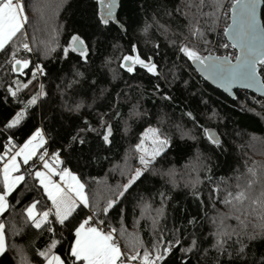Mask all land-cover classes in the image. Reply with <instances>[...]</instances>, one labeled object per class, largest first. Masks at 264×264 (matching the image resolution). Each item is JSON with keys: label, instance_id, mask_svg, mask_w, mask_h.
I'll return each mask as SVG.
<instances>
[{"label": "trees", "instance_id": "obj_1", "mask_svg": "<svg viewBox=\"0 0 264 264\" xmlns=\"http://www.w3.org/2000/svg\"><path fill=\"white\" fill-rule=\"evenodd\" d=\"M230 1L219 3L225 7ZM187 2L119 0L114 18L102 25L96 0H21L28 17L24 35L18 34L6 45L7 51L0 52V151L9 138L23 144L41 127L47 139L45 149L59 153L64 166L86 185L90 200L103 206L108 199L115 198L117 186L126 183L138 167L135 145L145 131L159 129L170 139L169 147L110 210L105 227L117 229L125 252L129 249L119 237L121 225L128 233L138 235L149 250L160 235L166 241L179 238L181 244L173 248L164 264H215L214 233L220 219L227 217L224 226L228 230L240 229L237 216L245 219L241 211L224 203L228 192L235 195L247 189L248 182L254 179L248 169L253 167L257 176L249 194L259 196L264 186V99L247 91H236V99H231L200 80L179 48L185 44L203 55L205 47H212L229 24V13L226 9L223 12V7L216 10L219 20L213 31L206 32L211 43L205 46L189 34L184 15ZM212 2L206 0L202 11H213ZM261 17L264 25V7ZM207 19L200 17L201 28ZM72 35L85 41L87 61L71 51L64 57L63 49ZM22 42L29 43L32 51L26 53L21 49L17 53L18 58L30 61L29 68L18 74L5 61ZM46 44H51L55 51L45 54ZM137 55L146 62L150 57L159 75L154 76L139 65L134 66L132 73L120 66L124 56ZM36 64L44 67L46 74L23 89L19 98L26 102L39 91L41 83L47 95L28 110L18 128L6 130L5 123L24 107L7 94V88L16 87L12 81L31 80V70ZM166 96L171 99H165ZM101 118L105 127L110 125L112 129L108 144L102 139L105 128L101 126ZM88 126L95 131H81ZM205 129L217 131L219 145L207 138ZM77 133L84 138V144L72 141ZM30 166L23 172L32 170ZM195 175L199 180L192 183ZM42 193L34 177L26 175V184L22 183L9 197L10 207L0 216V223L6 225L8 248L0 256V264H21L18 250L29 264H43L37 251L45 248L50 234L25 224L22 214L34 199L40 200L38 210L50 205ZM161 193L164 217L154 234L149 209L143 205L147 202L152 208H160ZM17 199L21 203H16ZM251 207V201L246 200L243 208ZM88 214L84 209L80 217L86 218ZM247 222L248 231L258 223L254 216H248ZM71 239L65 229L57 254L65 255ZM193 239L197 241V249L185 256L180 249L187 248ZM235 239L233 236L230 242L233 247ZM245 243L248 255L243 260L234 259L232 264H262L264 239ZM219 264H229L227 253L220 256Z\"/></svg>", "mask_w": 264, "mask_h": 264}, {"label": "snow or ice", "instance_id": "obj_2", "mask_svg": "<svg viewBox=\"0 0 264 264\" xmlns=\"http://www.w3.org/2000/svg\"><path fill=\"white\" fill-rule=\"evenodd\" d=\"M96 3L100 6L99 23L107 25L114 18V9L117 7L116 0H96ZM205 5L206 0H188L184 5V15L185 19L188 20L187 27L190 36L207 46L211 41L207 39L206 32L215 29L219 20L216 10L223 6L219 0H213L210 5L213 11L206 13L202 11ZM193 8L196 10L195 12H191ZM177 10L179 11V9ZM230 10L232 23L224 27L223 34L228 37L231 47L237 50L235 63L232 62L230 55L220 57L209 53V55L203 56L195 47H189L185 44H181L179 51L188 60L198 65L200 71L206 74L208 78L219 81L221 86L227 87L243 83L247 87L255 86L264 90V78H262L264 76V28L258 26L256 22V0H233ZM201 16L209 18L204 21V28L200 27ZM27 23L28 17L25 15V7L21 0H0V52H6V45L12 43L18 34L24 35L23 29ZM222 46L225 49L229 47L227 43H223ZM21 49L26 53L32 51L29 43L22 42L18 47L13 48L11 55L5 61L6 64L10 65L11 71L18 74H23V69L29 68L30 63L26 58H18L17 53ZM207 50L208 48L205 47V51ZM52 51H55V48L51 44H46L45 54ZM70 51L78 53L81 58L87 61L88 47L79 35H72L68 46L64 47L65 58ZM123 61L124 63H121L120 66L125 68L128 73H132L134 66L139 65L152 75H159L157 65L151 61L150 57L146 62L139 55L135 57L124 56ZM258 66H260L259 71ZM45 74V68L36 64L31 70V80L27 83L18 80L12 81L16 87L9 86L7 88V94L22 103L24 107L5 123L6 130L18 128L28 114V110L47 95L44 91V85L41 83L39 91L26 102L19 98V93L23 89H27L38 76ZM164 98L171 99L168 96ZM133 114L138 115V113ZM187 115L190 119L195 120L191 113ZM100 123L105 128L102 136L103 142L108 144L112 132L111 126L105 127L106 122L103 118H101ZM81 131L89 132L95 131V129L88 126ZM205 135L212 143L219 145V140L212 136L207 129H205ZM146 140L150 141L149 146H145ZM72 141L80 144L85 143L84 138L79 133L72 137ZM45 143L43 133L37 129L18 148L9 139L8 144L4 146V153L0 155V163H2V167H0V215H3L10 207L9 197L12 196L17 187L22 183L26 184V175L34 177V180L39 184V189L43 190V196L50 202V205L45 204L42 209L38 210L40 200L34 199L22 210L25 224L30 225L40 233L46 231L50 234L45 248L37 251L43 264H164L165 258L172 252L173 248L181 244L179 238L166 241L164 236L160 235L154 239L151 250H149L143 246L138 235L128 233L121 225L119 237L126 241V247L129 249L125 252L117 240V229L108 228L105 230V225L110 210L114 208L120 198L124 197L125 193L140 179L144 172L149 170L155 159L169 147L170 139L162 135L159 129L149 128L146 130L140 142L135 145V152L139 154L138 159L142 167L136 168L134 173L128 176L126 183L118 185L115 190V198L108 199L103 206L99 202L93 203L90 200L85 191L86 185L68 167L64 166L65 161L60 158L59 153L53 152L49 156L46 150L40 152L39 160L42 161V166H37L34 170L27 172L21 171L20 161L23 162V165H29V161L38 155V150ZM248 172L254 179L248 182L247 189L238 191L235 195L228 192V196L224 200L226 205H232L237 211H241L245 219H240V216L236 217L240 225L239 230H228L224 226V219L227 217L220 219L217 231L214 233L216 241L213 249L217 253L215 264H219L220 256L225 253L229 257V264H232L236 258L243 260L248 255L246 252L248 244L245 243V240L251 242L264 239V186H262L259 196L252 197L248 190L256 182L257 169L253 167L248 169ZM54 177L59 179H54ZM161 196L160 208H152L147 202L143 205L144 208L149 209V218L154 234L159 230L160 222L164 217V194L161 193ZM246 200L251 201V208H243ZM16 203L19 204L21 201L17 199ZM237 205H240L241 208H237ZM84 209H87L89 214L86 218H81L80 212ZM248 216H254L258 221L252 226V231H248ZM213 222L216 223L215 220ZM5 228L6 225L0 223V255L5 254L8 250ZM13 228L15 229V225ZM65 229L68 230L72 239L62 257V255L57 254L56 250L57 246L62 244ZM233 236L236 237L233 242L235 247L230 244ZM230 247L232 251L228 250ZM141 249H143L142 254ZM196 249L197 241L193 239L187 248L180 250L187 256ZM18 253L21 254V264H29L26 257H23L21 250H18ZM205 255H207V251Z\"/></svg>", "mask_w": 264, "mask_h": 264}, {"label": "water", "instance_id": "obj_3", "mask_svg": "<svg viewBox=\"0 0 264 264\" xmlns=\"http://www.w3.org/2000/svg\"><path fill=\"white\" fill-rule=\"evenodd\" d=\"M116 3H117V7L114 9V16L117 13L119 0H116ZM263 7H264V0H256V22H257V25L262 27V28H264V25H263V22H262V17H261L262 16ZM231 23H232V20H231V10H230L229 24H231ZM226 40L231 44V42L229 41L228 37H226ZM190 62H191L192 67L194 68L195 72L197 73V75L199 77H201L211 87L221 91L222 93H224L229 98L236 99V93H235L236 91H247V92H251L254 95L264 99V90L258 89L255 86L254 87H247L243 83H237V84L230 85V86H227V87L221 86V83L219 81L208 78L206 76V74H204V73H202L200 71V68H199L198 65L194 64L192 61H190ZM232 62L235 63L236 61L234 60ZM259 70H260V66H258V71ZM208 132H210L212 136H215L219 140V142H221L220 136L217 133V131H215L214 129H208Z\"/></svg>", "mask_w": 264, "mask_h": 264}, {"label": "built area", "instance_id": "obj_4", "mask_svg": "<svg viewBox=\"0 0 264 264\" xmlns=\"http://www.w3.org/2000/svg\"><path fill=\"white\" fill-rule=\"evenodd\" d=\"M229 18H230V14H229ZM223 43H227L229 45V47L227 49H225L222 44ZM209 53H211L213 56H220V57H223L225 55H230L232 57V61L235 60V55L237 54V50L236 49H233L231 47V44L226 40V37L224 36L223 32H220L218 34V37H217V42L212 45V47H210L207 51L204 52L203 56H207L209 55ZM200 80L203 82V83H206L201 77H199ZM198 81L200 82V84H202L201 81ZM11 139L12 141V144L13 145H16L17 148L19 146H21L22 144L15 138H9ZM9 139L6 141L5 145L8 144V141ZM4 145V146H5ZM3 146L2 150L0 151V155H2L5 151V147ZM15 151V149H13ZM46 151L48 152L49 156L52 154L49 149H46ZM35 164H31V169L34 170L37 166H42V161L39 160V157L34 161ZM0 167H2V163H0ZM105 230H108L107 227H105ZM117 240L119 241L120 243V240L117 238ZM120 246H121V243H120Z\"/></svg>", "mask_w": 264, "mask_h": 264}, {"label": "crops", "instance_id": "obj_5", "mask_svg": "<svg viewBox=\"0 0 264 264\" xmlns=\"http://www.w3.org/2000/svg\"><path fill=\"white\" fill-rule=\"evenodd\" d=\"M25 27V26H24ZM39 130H41V132L43 133V135H44V132H43V130H42V128L41 127H39L38 128ZM44 139H45V141H46V143L43 145V147L41 148V149H39L38 150V155L36 156V157H33V160L32 161H29V165H23V162L22 161H20V163H21V165H22V168H21V171L23 172V170L26 168V167H28V166H30L31 164H32V162H34L38 157H39V153L40 152H44V150H45V148H46V144H47V139H46V137H45V135H44ZM57 153V152H56ZM60 158L62 159V157L60 156ZM19 159V158H18ZM54 179H59L58 177H54ZM20 186V185H19ZM18 186V187H19ZM17 187V188H18ZM1 216V215H0ZM121 249H122V247H121ZM123 250V249H122ZM124 251V250H123ZM1 256V255H0Z\"/></svg>", "mask_w": 264, "mask_h": 264}, {"label": "rangeland", "instance_id": "obj_6", "mask_svg": "<svg viewBox=\"0 0 264 264\" xmlns=\"http://www.w3.org/2000/svg\"><path fill=\"white\" fill-rule=\"evenodd\" d=\"M233 2V0H231L230 2H228L226 5H225V7H223V12H225L226 10H228V13L230 14V5H231V3ZM229 4V5H228ZM226 9V10H225ZM30 45V44H29ZM31 47V46H30ZM148 130V129H147ZM146 132V131H145ZM149 144H150V141H148V140H146L145 141V146H149ZM46 150V149H45ZM44 150V151H45ZM142 166L140 165V163H139V165H138V167L137 168H141ZM181 177L182 178H185V175H182L181 174ZM191 177V174H189V178ZM196 180L195 181H193L192 183H196L197 182V180H199V179H197V175H195V177H194ZM182 180V182L184 183V180L183 179H181ZM187 181V183L189 182V179H187L186 180Z\"/></svg>", "mask_w": 264, "mask_h": 264}]
</instances>
